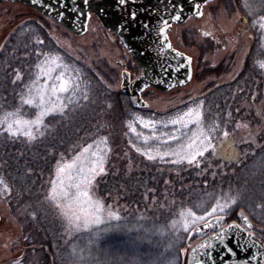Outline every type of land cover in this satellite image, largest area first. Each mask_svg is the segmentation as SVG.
Listing matches in <instances>:
<instances>
[{
    "label": "rangeland",
    "instance_id": "1",
    "mask_svg": "<svg viewBox=\"0 0 264 264\" xmlns=\"http://www.w3.org/2000/svg\"><path fill=\"white\" fill-rule=\"evenodd\" d=\"M242 16L248 19L246 25L240 23ZM30 22L37 23L47 30L59 53L62 54L58 55L65 64L73 67L63 54L87 67L99 82L112 92H121V74L123 70H130L132 77L138 74L136 66L131 62L126 50L117 42L115 35L105 30L94 16H90L86 33L84 35H75L32 8L11 1L0 3V52L9 37L18 28ZM261 25H264V0H259V2L257 0H213L204 7L201 19H192L183 26L174 27L171 34L172 45L193 59V80L184 88H176L166 93L155 89H147L143 94V99L148 103V109L141 110L142 113L136 115H141L145 118L151 117L157 120L168 118L179 111L187 110L188 107L184 110L178 109L182 103L197 97H205L219 86L234 82L242 72L246 57L255 44H260L259 46L264 54V28ZM205 33H208V35H205ZM249 34H254V38L256 34L259 43L256 42V38L250 40L248 38ZM118 60L122 61L123 66L116 64ZM262 64H264V57L259 64V68H261L264 75V67H261ZM59 72L60 69H55L53 75H58ZM22 88L25 89V86ZM19 103L21 107L26 106V104H22L21 99H19ZM199 103L200 101H198L197 105ZM258 105L255 104L254 106L258 107ZM27 106L28 109L26 111L34 108L29 105ZM247 106L248 108L253 107L252 105ZM262 106L264 111V104ZM150 112L166 116H151ZM136 126L138 130H141L139 124ZM249 128L248 122H241L236 129L246 132ZM33 131L35 132V129ZM126 134L131 136L127 144H125ZM229 136L225 138L223 134L219 137L215 134L213 135L217 155H213L211 151L206 153L205 156L210 157L208 158L209 160L205 156L199 158L200 167H196L195 170L202 180L205 177H209L211 173V178L209 177L210 181L192 184L189 196L186 198L187 202L178 198L176 192L170 195L169 201L168 198L160 200L159 197H156V191L145 192L143 190L140 193L139 202L133 203L127 201L129 197L125 194L121 196H101L94 184L91 187L90 195L94 199L100 200L107 210L118 213L122 217L119 223L128 226H143V228L152 230L148 234L149 240L138 241L139 252L145 259H157L160 264H168V261L175 260L176 264H178L176 245L180 244L179 239L185 237L184 242H181L183 246L179 254L181 264L182 259L187 258L189 251L197 243L212 233V231L219 229H212L208 232L196 234L194 231L196 227L204 223L197 221L196 224L190 223L188 231H184L180 214L187 209H192L197 215H205L216 205L217 200L223 202L227 197L237 196L238 194L235 204L226 209L225 213L216 214L224 215L223 225L226 226L229 222L236 220L237 214L243 212L250 221H257L260 225L264 226V184H260V187L259 184L257 185V183L251 181L247 188L248 191L245 189L242 196L236 190L233 191L231 187H225L224 177L234 176L236 172L231 171L232 173H230V168L237 164L236 160L227 161L220 156V153L225 149V144H231L232 149L235 151L238 149L233 140L229 139ZM102 137H107L108 147L111 149L107 155V161L114 148V142L116 143L114 139L119 144L123 143L125 146L131 147L133 155L131 164L134 168L132 169L131 167L130 172L141 174L147 172L149 166H155L157 169L156 173H161L162 175L165 173L177 174L179 171L191 170L195 165H189L186 162L172 164L166 161L162 162L159 159L154 161L148 160L145 156L138 153L132 146V143H130V140L132 142L134 140L138 146L144 147L140 141L130 134L128 127L125 128V131H121V133L117 131L116 135L113 129L107 133H101L100 130V133L93 138L99 140ZM250 139H252L251 142L255 143L256 137H251ZM93 142L94 140L91 143ZM263 147L264 144H260V148ZM83 148L84 146H82L80 151ZM213 158L219 161L223 169L219 170L214 166V162L216 161ZM246 158L247 154L242 151L239 163L240 161H245ZM262 159L264 160V156ZM262 159L259 160V165L254 167L253 170L255 169L258 172L264 171V161L262 162ZM204 160L209 165L210 173L202 174V170L204 169L202 167L206 164ZM55 175L56 172L48 182L49 189L47 195L49 194L51 182L55 179ZM263 179L264 175H261L260 180ZM213 181L220 183L219 187H213ZM195 194H199L201 198L194 202L190 201L192 197L194 198ZM150 195L155 196V198L150 199ZM189 202L194 204H189ZM240 203L245 207L246 211L240 207ZM56 210V215L63 227L62 236L64 244L71 243L72 246L70 248L72 250L75 249L77 253V255L73 254L75 264H126L127 260L132 258L133 248L130 241L136 239L138 233H125L123 231L100 233L102 239L97 241L95 239L97 235L96 229L70 233L67 230L66 222L60 210L57 207ZM167 216L171 218L170 229L166 226L159 229V227H154L150 223L152 217L163 221L170 219ZM141 217H144V219L141 220ZM213 220H215L214 216H206V221ZM112 223L115 224L116 222L112 221ZM174 224L175 227H173ZM262 226L254 224L252 232L261 237L264 234ZM24 227L28 228V225H21L14 220L10 216L7 206L0 199V264H40V259L43 257L42 252L37 250L35 246H27V240L23 235ZM99 227L103 228L104 226L101 225ZM170 231L173 232V236L179 241L163 246L162 242L167 239L166 235H169ZM189 233H192L190 239ZM29 236L33 239L31 231ZM106 243H115L113 246L114 250L109 249L111 246H104ZM81 252L86 257V262L80 261L79 254ZM105 252L108 253L105 254Z\"/></svg>",
    "mask_w": 264,
    "mask_h": 264
},
{
    "label": "trees",
    "instance_id": "2",
    "mask_svg": "<svg viewBox=\"0 0 264 264\" xmlns=\"http://www.w3.org/2000/svg\"><path fill=\"white\" fill-rule=\"evenodd\" d=\"M37 40H43L44 43L37 44ZM259 45L255 44L251 49L242 72L234 82L219 86L205 97H197L182 103L178 108L184 110L197 105L198 101L202 100L205 126L218 125V130L214 133L218 137L224 131H228L237 148L247 154L245 161L231 166L230 173L235 171V175L224 177L225 187H231L241 196L245 189L248 191L251 181L257 185L264 184V179L260 180L264 171L253 170L264 156V147L260 148V144H264L262 106L264 75L259 68L264 54ZM37 51L62 55L47 30L34 22L18 28L3 45L0 52V117L8 112L18 111L21 117L35 119L37 110L30 108L26 111L28 106L21 107L19 99L25 93L22 87L35 79L36 64L43 59L42 56H36ZM63 56L74 68L81 69L89 84L88 99L85 101L81 98L79 104L73 105L67 115L46 117L43 135H38V138L33 141H29L23 135L9 136L0 130V181H2L0 199L7 206L14 220L21 225H28V228L24 227L23 235L28 247L35 246L42 252L40 264H75L73 250L70 248L71 243L64 244L63 227L56 215V207L47 199L48 182L55 174L58 162L66 163L72 159L82 146L85 147L86 144L95 140L93 137L99 134L100 130L101 133H107L113 129L115 135L117 131L120 133L125 131L127 122L136 114L142 113L141 110L131 107L124 94L112 92L101 84L87 67L64 54ZM17 71L22 76L21 80H15ZM255 104H259L258 107L254 106ZM247 105L253 107L248 108ZM150 114L156 117L166 116L156 112H150ZM241 122H248L250 125L248 131L241 132L236 129ZM130 137L126 134L125 144ZM251 137H256L255 143L251 142ZM114 140L116 143L114 142V148L106 163V174L98 176L94 182L101 196L125 194L129 197L128 202L136 203L139 202L140 193L143 190L156 191V197L160 200L168 198L169 201L170 195L176 192L178 198L187 202L186 198L189 196L192 184L210 181L211 173L206 160L201 173H210V178L205 177L203 180L195 171L200 165H194L191 170L179 171L177 174L156 173L155 166H149L148 171L141 174L130 172V168H134L131 164L133 161L131 147ZM132 143L136 141L133 140ZM205 158L210 157L205 156ZM213 160L216 161L215 167L219 170L223 169L217 159L213 158ZM212 184L213 187L220 185L216 181ZM152 198L155 196L150 195V199ZM200 198L199 194H195L190 201L194 202ZM189 204L194 203L189 202ZM240 207L246 211L241 203ZM167 218L170 217L167 216ZM253 221V224L262 226L257 221ZM150 223L159 229L165 226L170 229L171 218L159 221L152 217ZM30 231L33 239L29 236ZM170 232L162 245L174 244L180 240V244L176 245L178 264H180L179 254L183 246L181 242H184L185 237L178 240L173 236V232ZM256 237L259 242L264 243V234L261 237L256 234ZM105 245L111 246L109 249L114 250L115 243ZM186 261V258L182 259L181 264H186Z\"/></svg>",
    "mask_w": 264,
    "mask_h": 264
},
{
    "label": "snow or ice",
    "instance_id": "3",
    "mask_svg": "<svg viewBox=\"0 0 264 264\" xmlns=\"http://www.w3.org/2000/svg\"><path fill=\"white\" fill-rule=\"evenodd\" d=\"M36 0H33L35 3ZM89 0H84L87 5ZM119 4H125L126 0H118ZM134 3L135 0H132ZM199 8V5L196 6ZM182 11V9H181ZM201 14L202 13H198ZM61 17L63 13L60 14ZM89 18L91 13L88 14ZM132 19L136 17V13H131ZM172 19L179 21L181 16L179 13L175 14ZM170 26L168 19H162L157 26V32L159 36V43L162 47L159 49L163 53L166 49L171 50V44L168 42L167 28ZM145 28H149V25L144 24ZM264 28V25H261ZM208 35V33H205ZM37 44H43V40H37ZM175 52V50H172ZM37 57H43L36 64L35 79H32L30 83L25 84L26 92L22 95L21 102L32 106L37 109L35 119L27 120L19 117V112L6 113L0 117V130L6 132L9 136L18 137L23 135L27 137L29 141H33L38 138V135H43L45 128V118L52 115H67L72 110L73 105H77L80 99H88V87L81 69L74 68L71 65L65 64L62 58L56 54L36 52ZM176 57H182L191 63L190 57H183L180 52H175ZM183 66V65H180ZM264 67V64L261 65ZM55 69H60L58 75H53ZM178 70V69H177ZM165 72L168 70L165 69ZM129 75V82L130 74ZM147 78L149 73L145 69L143 73ZM189 79L190 73H189ZM22 76L17 71L15 80H21ZM156 84L164 83L162 79H155L153 81ZM15 83V81H14ZM181 84L184 81H180ZM169 88L175 87V83H168ZM149 84L144 82L139 89L141 92L147 89ZM133 103H136L138 107L141 105L137 102L136 97L133 96ZM203 101H200L198 105L188 107L186 111H179L173 115H170L165 119H153L151 117L145 118L141 115H135L133 119H130L127 123V127L132 136L136 140L140 141L144 147L138 146L136 143H132L135 150L141 155L145 156L148 160L159 159L162 162H170L172 164H180L186 162L189 165L195 164L199 166V158L204 157L206 153L212 152L213 155H217L216 145L213 142V135L218 130V125L213 124L205 126L203 120ZM146 106V105H145ZM139 124L140 129H137ZM35 129V132L33 131ZM223 136L227 138L229 136L228 131L223 132ZM155 142V143H153ZM175 144V146H173ZM103 145V147H102ZM111 151L108 147L107 137H102L99 140H94L93 143L88 144L82 151L75 155V157L68 163L58 162L56 168L55 179L51 182V188L47 199L53 202L55 206L60 210L63 216L67 230L71 232L80 230L96 229L97 235L95 239L98 241L102 239L100 233H107L111 231H123L125 233H138L136 239L130 241L133 248V256L127 260L126 264H160L157 259H145L139 252L138 241L143 242L149 240L150 229L143 228V226L136 225H123L119 223L122 217L113 211L107 210L105 205L98 199H94L90 195V190L96 178L102 174H106V161L107 155ZM220 156L227 160L233 161L239 159V154L232 149L231 144L220 153ZM2 183V181H0ZM237 196H229L223 202L217 200V203L212 207L211 211L205 215H197L192 209H187L181 212V223L183 224L184 231H188L189 224H196L197 221H202L203 229H216L220 230L216 233L214 238L201 244L200 249L205 251L200 252V258H196L195 253L197 249H193V261L194 264H204V255L206 250L213 247L212 240L224 241L225 236L233 230L243 233L245 228H242L240 224L232 223L224 227L222 221L224 215H216L217 213H225L231 205L236 203ZM244 224L247 228H251V224L248 223V218L240 214ZM206 216H214L215 223L206 221ZM141 220L144 217L140 218ZM112 221L116 223L113 224ZM103 225V228L99 226ZM175 227V224L173 225ZM196 233L202 231L197 227L194 230ZM192 233H189V239ZM252 233L248 232L247 237L244 238V247H256L250 237ZM228 253L235 255L233 250L227 248ZM73 254L77 255L75 249ZM210 255V253H207ZM262 255L259 251L252 256V260H257ZM81 262H86V257L83 253L79 254ZM190 261L189 264H193ZM168 264H176L175 260L168 261ZM259 264V261H258Z\"/></svg>",
    "mask_w": 264,
    "mask_h": 264
},
{
    "label": "water",
    "instance_id": "4",
    "mask_svg": "<svg viewBox=\"0 0 264 264\" xmlns=\"http://www.w3.org/2000/svg\"><path fill=\"white\" fill-rule=\"evenodd\" d=\"M5 1L8 0H0V2H5ZM12 1L23 2L26 5L35 7L41 14L53 19L59 25L69 30L70 32L74 33L75 35H81L86 31V21H87L86 11L85 9L77 10L74 6V0H36L35 3H33V0H12ZM90 1L94 2L95 0H90ZM137 1L143 2V0H137ZM209 1L211 0H179L178 6H173L175 0H169L168 3L170 4V6L174 7L175 9L174 12H182L185 14V12L188 9L189 10L192 9L190 15H195L196 17H200L201 14L198 13H201L203 6L206 5V3H208ZM197 5H199V8L196 7ZM91 10L94 9L92 8ZM61 13H63L62 17L60 15ZM108 19L109 21H117V25H119V27L117 28L118 31L116 29L115 31L118 32V34L120 35L121 40L125 43L124 45L126 46L127 49H129L130 53L133 55L134 60H136L141 65H147L148 68L160 69L159 63L151 61L148 58L146 51L147 50L146 42L138 35H136L134 32H132L128 28L125 22L122 23L123 19L120 16L117 17L116 15H111ZM240 22L242 24H246L247 19L245 17H242ZM165 51H171L174 55L176 52V51L175 52L172 51V49L171 50L166 49ZM183 57L186 56L183 55ZM175 59H173V61L170 62V66L168 67L167 72L164 71L165 70L164 68L161 69L162 73H164V76L161 78L150 77L149 75L147 78H145L144 75H142L141 77H139L134 81H131L130 83L129 75L127 73L123 75L121 90L123 94L127 96L129 103L132 107L140 108V109H144L148 107V104L142 99L141 96L142 92L145 89L142 92L139 90L144 82H147L149 86H153L156 89L160 90L161 92L165 93L175 87H184L191 80V78L190 79L188 78L189 73L191 77L190 64H188L187 61L184 60L182 57L175 56ZM180 62H182L183 65L182 67L179 66ZM155 79H162L164 80V83L156 84L153 82ZM180 81H184V83L181 84ZM168 83H175L176 86L169 88L167 86ZM133 96L136 97L137 102L141 105L140 107H138L136 103H133V99H132ZM237 219L238 221L233 223L240 224L242 228H245V231L243 233H240L239 231L236 230L230 231L225 236L223 242L213 239L212 240L213 247L211 249L206 250V254L203 257L204 264H258V261L259 264H264V244H260L256 240L255 235L251 232L252 224L249 222V220L248 223L251 224L250 229L246 227L240 214L238 215ZM211 222L215 223V220ZM227 226H225V228H227ZM198 227L201 228L202 231L200 233L195 232L196 234H201L202 232H208L212 230V228L203 229V225H199ZM219 230L205 237L193 248V249H197V252L195 253L196 258H200V252L205 251L204 249H200L199 246L209 241L211 238H214ZM248 232H251L253 234L252 237H250V239L253 240L256 247L242 246L244 243V238L247 237ZM229 247L233 250L235 255L228 253L227 248ZM192 250L188 254L187 264H189L190 261H193L194 254ZM257 251H259L262 255L258 257V261L252 260V256L255 255ZM207 253H210V255H208Z\"/></svg>",
    "mask_w": 264,
    "mask_h": 264
},
{
    "label": "flooded vegetation",
    "instance_id": "5",
    "mask_svg": "<svg viewBox=\"0 0 264 264\" xmlns=\"http://www.w3.org/2000/svg\"><path fill=\"white\" fill-rule=\"evenodd\" d=\"M168 1L169 0H143V2H139L135 0V2L133 3L132 0H126L125 4L121 5L119 4L118 0H95L94 2H91L89 0L88 4L86 5L84 3V0H74V6L77 10L85 9L86 16H87L86 24L89 22V19H90L88 14L91 13V16H94L105 30L115 35L117 42L120 43L122 47L126 50V52L128 53L130 57L131 62L136 66V70L138 72V74L135 77L134 76L132 77L131 71L128 69H125L122 71L121 76L123 77L125 73L130 74L131 80L134 81L143 75L145 69L148 70L150 77H157V78L163 77L164 73H162L161 69L162 68L168 69V67L170 66V62L173 61V59H175V55L171 51H164L163 53L159 51L162 45L159 43L157 26L160 24V21L162 19L169 20L170 26L167 29V36H168V42H170L171 44V49L175 50L176 52H180L186 57H188L187 54L178 50L172 45V41H171L172 29L176 26H183L192 19H201L202 15L200 17H196L195 15H190L192 12V9L190 10L188 9L185 12V14L182 12H174L175 9L173 6H178L179 0H175V3L173 6H170ZM19 3L27 7H30L39 13V11L35 7L26 5L23 2H19ZM92 8L94 10H91ZM203 9H204V6L201 10L202 14H203ZM132 12L136 13V17L134 20L132 19V16H131ZM177 13L180 14L181 19L179 21H174L172 17ZM111 15H116L117 17L120 16L123 19L122 23L125 22L128 28L132 32H134L136 35H138L140 38H142L146 42V48H147L146 51H147L148 58L151 61L159 63L160 69L159 68L158 69L148 68L147 65H141L136 60H134L133 55L130 53L129 49H127L126 46L124 45L125 43L121 40L120 35L118 34V32L115 31V29L117 30V28L119 27V25H117V21H109L108 18ZM146 23L149 25V28L144 27V24ZM248 38L250 40H254L255 39L254 34H249ZM190 59H191V63H190L191 80L184 87H186L192 82L193 76H194L193 59L192 58ZM118 61H116V64L119 66H123L122 61L120 62ZM180 65H182V62H180L179 66ZM176 88H179V87H175L173 89H176ZM147 89H155L161 92L160 90L156 89L153 86H149ZM147 89L144 90L143 94L145 93ZM143 94H142V97H143ZM228 145L229 143L225 144L224 148H227Z\"/></svg>",
    "mask_w": 264,
    "mask_h": 264
}]
</instances>
